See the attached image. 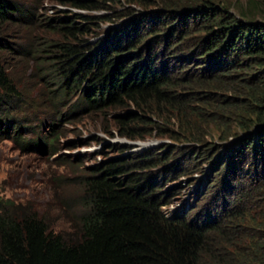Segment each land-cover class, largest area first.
<instances>
[{
	"label": "trees",
	"instance_id": "trees-1",
	"mask_svg": "<svg viewBox=\"0 0 264 264\" xmlns=\"http://www.w3.org/2000/svg\"><path fill=\"white\" fill-rule=\"evenodd\" d=\"M67 2L87 12L125 9L46 19L57 39L43 42L34 57L49 64L48 84L58 86L55 102L81 92L76 111L135 108L115 123L122 137L136 140L142 134L130 123L157 125L152 117H170L167 106L205 90L218 93L210 103L223 113L220 119L238 123L246 135L212 162L220 187H210L206 204L185 215L166 211L167 196L154 176L136 175L132 163L119 159L73 181L76 199L71 206L63 201L68 211L78 208L68 234L53 233L30 206L0 201V264H264V0H246L238 14L233 0ZM34 19L33 10L17 0H0V136L55 154L56 134L48 141L24 140L32 134L25 126L31 121L23 118L32 104L10 73L12 58L35 52L9 42L16 28L21 32ZM122 19L127 21L117 26ZM96 21L116 26L91 42L86 38ZM209 112L200 118L212 114L218 121ZM221 137L228 140L229 131ZM214 151L196 156L210 162ZM171 157L152 154L133 165L140 170L162 164V179L169 181L194 163L192 153Z\"/></svg>",
	"mask_w": 264,
	"mask_h": 264
},
{
	"label": "rangeland",
	"instance_id": "rangeland-1",
	"mask_svg": "<svg viewBox=\"0 0 264 264\" xmlns=\"http://www.w3.org/2000/svg\"><path fill=\"white\" fill-rule=\"evenodd\" d=\"M17 1L31 8L35 14L34 22L23 28L21 32L20 28H16L12 35L14 37L9 40L15 45L16 50L17 45H23L35 51L28 56L12 58L10 61V73L15 83L32 104L26 108L23 116L31 121L25 126L33 128L32 134L25 135L24 140L44 138L48 141L50 134L58 135V139L53 147L56 150L53 154L48 147L43 151L24 149L21 144L0 136V201H12L30 206L38 212L40 218L47 221L53 233L68 234L73 231L71 215L74 216L78 208L68 211L63 201H66L67 206H71L76 199L73 195V181L85 176L96 165L119 159L124 163H132L129 170L134 174H149L156 178L163 189L162 192L167 196L166 211L169 214L185 215L193 208L198 211L205 205L208 200L205 197L210 187L213 185L220 187L219 184L214 183L217 172L213 170L212 162L219 155L225 154L228 148L236 146L246 135L241 131L238 123L230 121L226 125L228 121L224 122L220 119L223 118V113L215 111L213 107L215 104L210 103L218 93L214 92L212 96H208L205 90H200L198 94H188L183 101L177 102L176 106H167L170 117H152L157 125L135 127L134 122L130 123V127L134 130L138 128L142 134L140 138L136 140L124 138L117 130L115 117L136 112L135 108L108 109L95 113L76 111L74 105L79 102L81 92L77 95L71 94L63 103L55 102L52 91L58 86L53 83L48 84L53 78L50 75L49 64L41 65L39 62L42 59L37 60L34 56L43 42L57 39L47 31L46 19L64 16L78 18L79 15H111L125 7L115 6L116 9L109 11L87 12L72 8L67 4V0ZM235 1L237 3L234 11L238 14L246 0H233L234 4ZM130 7L138 9L136 5L126 6V8ZM126 21L122 19L115 22L118 26ZM76 22L78 25L82 23L79 19ZM115 22L99 26L97 25L99 22L96 21L91 25L90 34L86 39L97 42L106 37L109 29L116 26ZM206 101L209 103L206 104ZM179 103L186 104V109ZM209 111L218 116V121L212 114L206 120L200 118L210 113ZM54 124H57L55 132H53ZM222 130L229 131L228 140L222 139ZM47 137L48 139H45ZM210 148L216 153L212 161L205 162L196 156ZM179 152L192 153V157L188 158H194V163L186 164L187 170L169 181L162 179L164 168L162 164H158L157 167L151 164L148 165L150 169L140 170L137 169V165H133L135 159L152 154H157L159 157H163L165 153L172 154L171 160H175ZM238 177L241 179L239 175ZM69 179L71 181H68Z\"/></svg>",
	"mask_w": 264,
	"mask_h": 264
}]
</instances>
